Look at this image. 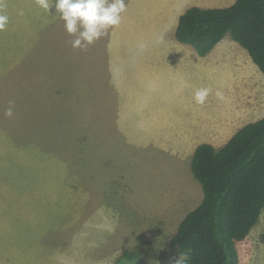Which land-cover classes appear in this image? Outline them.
Wrapping results in <instances>:
<instances>
[{
  "label": "rangeland",
  "instance_id": "rangeland-1",
  "mask_svg": "<svg viewBox=\"0 0 264 264\" xmlns=\"http://www.w3.org/2000/svg\"><path fill=\"white\" fill-rule=\"evenodd\" d=\"M234 1L125 0L81 49L54 0H0V264H173L204 196L195 147L264 116V75L229 33L205 56L174 35L187 7ZM235 245L239 264H264V211Z\"/></svg>",
  "mask_w": 264,
  "mask_h": 264
},
{
  "label": "trees",
  "instance_id": "trees-1",
  "mask_svg": "<svg viewBox=\"0 0 264 264\" xmlns=\"http://www.w3.org/2000/svg\"><path fill=\"white\" fill-rule=\"evenodd\" d=\"M228 33L264 75V0L192 5L179 15L174 35L205 56ZM191 171L204 196L181 220L171 245L189 254V264H239L235 243L250 234L264 211V116L240 127L219 148L199 143ZM138 256L126 251L122 259Z\"/></svg>",
  "mask_w": 264,
  "mask_h": 264
},
{
  "label": "clouds",
  "instance_id": "clouds-1",
  "mask_svg": "<svg viewBox=\"0 0 264 264\" xmlns=\"http://www.w3.org/2000/svg\"><path fill=\"white\" fill-rule=\"evenodd\" d=\"M39 7L49 12L53 0H36ZM56 13L64 22L67 34L73 36V48H87L106 35L110 28L121 23L122 13L126 10L125 0H54ZM23 15V12L19 13ZM9 17L0 13V30H4ZM143 46L141 45V48ZM209 88H199L194 93L197 104H204L210 93ZM217 97L223 99L221 92ZM14 102H9L5 115H13ZM173 264H189V254L180 252Z\"/></svg>",
  "mask_w": 264,
  "mask_h": 264
},
{
  "label": "crops",
  "instance_id": "crops-1",
  "mask_svg": "<svg viewBox=\"0 0 264 264\" xmlns=\"http://www.w3.org/2000/svg\"><path fill=\"white\" fill-rule=\"evenodd\" d=\"M192 6V5H191ZM198 6H201V5H198ZM190 7V6H189ZM202 7H212V6H207V5H204ZM188 8V7H187ZM185 11V10H184Z\"/></svg>",
  "mask_w": 264,
  "mask_h": 264
}]
</instances>
